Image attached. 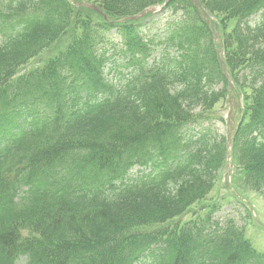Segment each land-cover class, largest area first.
<instances>
[{
	"label": "trees",
	"instance_id": "obj_1",
	"mask_svg": "<svg viewBox=\"0 0 264 264\" xmlns=\"http://www.w3.org/2000/svg\"><path fill=\"white\" fill-rule=\"evenodd\" d=\"M164 1L99 0L98 5L110 18L119 19ZM13 2L17 0L0 2L9 12L8 16L0 14V23L10 26L16 36L0 47V126L4 125V120H11V116L8 118L1 113L6 114L15 101L24 99L13 89L14 72L46 51H49L45 60L50 67L48 72L55 73L48 75L47 81L42 78L51 86L52 93H56L53 101L57 110L35 115L34 120L46 118L38 134L20 141L0 138V264H16L22 258L25 264H131L138 258V252L148 245L136 246L132 254L120 258V252L116 255V249L112 248L117 241H113L112 246L105 242L103 237L107 233L129 225L130 234L139 238L135 230L138 223L142 226L146 222L148 209L150 212L155 209V214L164 220L182 212L183 198L186 199L185 211L214 187L215 178H212V183L198 197L195 188L200 176L194 171L187 173L190 179L181 188L159 184L140 201L135 200V196L119 198L115 192L113 197L106 186V180L113 178L122 197L130 191L126 182L135 163L148 165L155 154L167 147L173 120L184 121L188 114L184 102L189 83L182 75L215 69V51L208 40L210 33L191 1L170 0L169 8L186 11L183 17L167 24L164 44L183 49V58L179 60L168 53L164 58V54L160 58L164 73H157L144 95L141 88L136 98L135 92L115 96L117 89L105 86L97 68L106 59L107 42H113L121 55L131 51L135 56V48L139 46L152 53L155 42L142 37L139 25L129 20L116 23L122 37L121 46L110 37L109 21L94 20L92 10L76 9L69 0H25L15 6ZM200 2L223 21L239 22L254 6L251 0ZM200 27L205 30L200 32ZM238 29L242 32L240 26ZM261 37L240 33L236 44L229 45L232 64H238L239 56L243 59L249 56V61L258 60L264 47L255 48L253 42ZM231 41L228 34L226 42ZM62 43L64 47L59 46ZM58 48L62 49L57 51ZM157 63L155 59L152 66L155 74L160 65ZM178 76L184 87L174 94L168 83ZM2 79L6 80L3 84ZM29 90L33 87L26 90L25 96ZM258 94L262 95L264 104V90L260 87L254 91V97ZM261 110L263 115L264 107ZM160 126L163 128H156ZM189 150L188 145L182 146L170 158H181ZM245 154L252 158L249 164L256 169L255 180L264 188V146L250 142ZM210 155L221 160V146L211 150ZM22 166L33 169L21 171ZM114 170H117L116 175ZM246 170L249 172V167L246 166ZM8 173L10 178L6 177ZM24 185L27 186L25 197L14 201L13 192ZM26 231L31 234L26 235ZM234 232L230 227V240L226 243L223 235L207 236L199 257L204 256L209 264H243L235 252H225L235 240ZM158 251L162 254L153 251L150 264H188L182 257L170 255L166 248Z\"/></svg>",
	"mask_w": 264,
	"mask_h": 264
},
{
	"label": "rangeland",
	"instance_id": "obj_2",
	"mask_svg": "<svg viewBox=\"0 0 264 264\" xmlns=\"http://www.w3.org/2000/svg\"><path fill=\"white\" fill-rule=\"evenodd\" d=\"M227 110H228V104L226 105L224 102H221L219 104V108L217 109V113L222 114V113L227 112ZM224 130H225V127H224ZM225 178L227 180L228 186L224 184L223 186L217 187V188H220L222 191L228 190L227 191L228 195L231 193V196L228 197L229 200H227V201H230V203H227L226 200L224 203L225 205L224 207H226L225 209L229 210V209H233L234 207H239L240 202L236 198H232V192H233L232 190L237 192L235 187L232 186L233 180L229 181L228 176L226 175H225ZM244 190H247V189H244ZM240 195L241 196L243 195V197H246V198L253 197L257 199V200H253L254 206L256 208V217L253 216L252 218L253 223H250L248 227H246L245 234H246V237H248L252 241L254 246L259 251L264 252V199L260 196L258 198L257 195H255L253 192L249 190H247L246 192H242V194ZM249 221L250 219H248V222Z\"/></svg>",
	"mask_w": 264,
	"mask_h": 264
}]
</instances>
